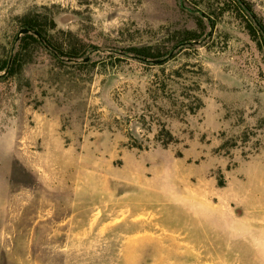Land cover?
<instances>
[{"label":"rangeland","instance_id":"374dc122","mask_svg":"<svg viewBox=\"0 0 264 264\" xmlns=\"http://www.w3.org/2000/svg\"><path fill=\"white\" fill-rule=\"evenodd\" d=\"M249 20L264 0H0V65L17 60L0 72V264H264ZM28 24L52 45L21 46Z\"/></svg>","mask_w":264,"mask_h":264},{"label":"trees","instance_id":"16d2710c","mask_svg":"<svg viewBox=\"0 0 264 264\" xmlns=\"http://www.w3.org/2000/svg\"><path fill=\"white\" fill-rule=\"evenodd\" d=\"M236 3H238L237 1H235ZM258 27L259 29L253 25V22L251 20H249V30L252 31L253 33H258L261 38L264 40V25L261 21H258ZM27 28L30 29L31 34H26L22 40H21V46H23V44L29 39L32 40L35 43H40V40H42L45 44H48L49 46L52 45V43L50 42V40L47 38V36L45 35V33L43 32V30H40L38 27L33 26L28 24ZM205 34V30H203L202 34H200V36L198 37H193V38H189L186 41L189 40H196L199 39L202 35ZM181 43V44H180ZM182 45V42H176V45ZM184 44V43H183ZM64 56H67L69 58H80L82 56V54L80 52H78L76 49H71L68 52H61ZM132 53H134L135 55L142 57L144 59H157L160 56L157 55L155 56L154 54H151L150 52H148L145 49H135L132 51ZM17 65V60H14L13 65L11 67L8 66L7 62H3L0 65V72L7 70L8 72V76H12L15 72V66ZM21 67V66H20ZM190 112H192V110H190ZM147 117L152 118V125L155 123V121H157L156 125L160 126V130H158V136L156 137V142L158 144H160L163 147H168L172 144L175 143L174 141V137L172 136V134L166 129V125L163 124L162 122H158V119H154V117L149 116L148 114H144L142 116V118L144 120L147 119ZM164 137V138H163ZM141 149V148H140Z\"/></svg>","mask_w":264,"mask_h":264},{"label":"water","instance_id":"95a60500","mask_svg":"<svg viewBox=\"0 0 264 264\" xmlns=\"http://www.w3.org/2000/svg\"><path fill=\"white\" fill-rule=\"evenodd\" d=\"M21 33L26 35V34H31V31L28 28H24ZM191 43L192 42H188V43L182 44V45H180V47L188 45V44H191ZM194 43H197V42H194ZM147 61H150V62L155 63V64H161L164 60H147Z\"/></svg>","mask_w":264,"mask_h":264}]
</instances>
